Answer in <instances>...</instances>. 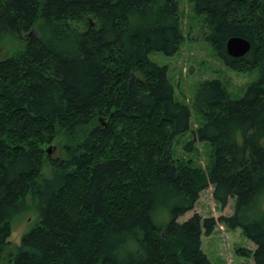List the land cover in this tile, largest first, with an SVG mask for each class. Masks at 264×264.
<instances>
[{"label": "trees", "instance_id": "trees-1", "mask_svg": "<svg viewBox=\"0 0 264 264\" xmlns=\"http://www.w3.org/2000/svg\"><path fill=\"white\" fill-rule=\"evenodd\" d=\"M190 3L215 56L256 69L235 99L217 79L196 85L203 168L172 159L189 109L147 56L177 49L175 0H0V264H213L200 234L216 223L264 264V0ZM230 36L248 41L243 55L226 54ZM208 185L231 213L176 221ZM29 209L35 222L8 250Z\"/></svg>", "mask_w": 264, "mask_h": 264}, {"label": "rangeland", "instance_id": "rangeland-1", "mask_svg": "<svg viewBox=\"0 0 264 264\" xmlns=\"http://www.w3.org/2000/svg\"><path fill=\"white\" fill-rule=\"evenodd\" d=\"M177 5V24L180 31V42L177 49L169 56L159 52L148 53V58L165 67V75L172 87L175 100L182 102L189 109L188 129L173 137L171 157L178 162L203 168L208 160L209 146L198 140H190V130L200 122V117L192 107L191 99L196 85L204 79H217L230 99L239 97L247 84L256 77V69L237 71L225 66L204 39L205 27L202 15H195L191 10L190 0H175ZM10 45L3 42L0 46V57L9 52ZM191 141L187 148L184 145ZM53 158L60 156L59 144L52 141L45 145L44 151ZM42 174H46L43 169ZM232 198H228L220 208L211 198V186L202 189L192 208L177 216L180 222L193 213L200 217H213L231 213ZM35 215L32 209L12 218L8 250L19 240L20 235L32 223ZM253 244L246 239L238 228L227 229L216 223L208 234H200V249L213 264H253L246 253Z\"/></svg>", "mask_w": 264, "mask_h": 264}, {"label": "water", "instance_id": "water-1", "mask_svg": "<svg viewBox=\"0 0 264 264\" xmlns=\"http://www.w3.org/2000/svg\"><path fill=\"white\" fill-rule=\"evenodd\" d=\"M249 47L248 41L239 36H230L224 42V48L227 55L231 57H238L243 55ZM49 153V150H46Z\"/></svg>", "mask_w": 264, "mask_h": 264}]
</instances>
